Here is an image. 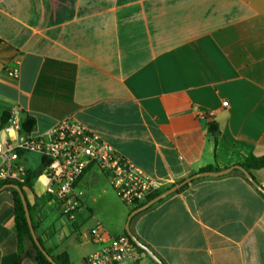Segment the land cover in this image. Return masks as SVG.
I'll return each mask as SVG.
<instances>
[{"label": "crops", "instance_id": "1", "mask_svg": "<svg viewBox=\"0 0 264 264\" xmlns=\"http://www.w3.org/2000/svg\"><path fill=\"white\" fill-rule=\"evenodd\" d=\"M6 111L33 116L31 136L72 116L162 188L264 157V0H0ZM23 165L40 170L42 158L30 153ZM250 174L264 188V168ZM109 185L90 167L72 221L38 179L27 191L53 255L85 264L99 250L90 230L101 216L111 236L126 234L131 210L123 221ZM2 189L0 264H37L32 245L18 252L13 194ZM134 220V236L164 264H264V196L240 170L195 178Z\"/></svg>", "mask_w": 264, "mask_h": 264}, {"label": "built area", "instance_id": "2", "mask_svg": "<svg viewBox=\"0 0 264 264\" xmlns=\"http://www.w3.org/2000/svg\"><path fill=\"white\" fill-rule=\"evenodd\" d=\"M10 75L17 76L16 72ZM207 116L204 112L198 114L201 119ZM21 123L18 116L12 115L3 128L6 137L0 143V182H23L24 157L30 153L40 155L44 171L39 178L45 176L48 180L45 192L71 221L81 207L78 184L92 166H97L110 179L117 196L132 208L163 189L158 180L147 176L110 143L72 116L59 120L47 132L37 136L22 133ZM8 129H15V139L7 135ZM53 164L57 167H52ZM90 238L99 250L87 256L85 264H144L150 259L128 235L111 236L101 222L90 230Z\"/></svg>", "mask_w": 264, "mask_h": 264}, {"label": "trees", "instance_id": "3", "mask_svg": "<svg viewBox=\"0 0 264 264\" xmlns=\"http://www.w3.org/2000/svg\"><path fill=\"white\" fill-rule=\"evenodd\" d=\"M11 116H12L11 112H8V111L1 114V116H0V132L8 124ZM36 126H37L36 119L33 116L26 114L22 120V123H21V132L27 136L31 135V133L35 130ZM209 131L211 132V134H213L215 136L217 131H218V127L216 125H210ZM240 166H242L243 168H245L249 172L262 169V168H264V157L250 156L244 163L240 164ZM213 170H218V169H214L212 167H209V168H206L203 172L213 171ZM43 171H44L43 165H42V168L40 170H32V169L27 168L25 170V176H24L23 182H11V181L0 182V189L2 187H4L5 185L11 184V183L17 184L22 188L23 193L25 194L27 201H28V207L30 210L32 223H33V227H34L35 232H36V226H35L34 218H33L34 207L30 204V202L28 200L27 191L33 190V187H34L37 179L43 173ZM189 183H187L183 187H181L176 193L183 191L186 187H188ZM169 188L170 187H165V188L161 189L160 191L153 193L152 195H150L147 198V200L145 202H143L141 204H137L136 206H134L132 208L130 214H132L135 210L139 209L140 207L145 205L147 202H149L150 200L159 196L160 194H162L163 192H165ZM262 189H263V192H261V193L264 196V188L262 187ZM10 191L13 194L14 203H15L16 236H17V248H18L19 254L24 253L27 249V246L30 244L33 246V248L36 251L35 260H36L37 264H71L70 257H69L67 252H64V253L57 255V256L53 255L52 251L45 247L44 241L38 236L37 237H38L41 245L43 246V250L49 256H51V258L53 259L54 262L50 261L49 258L44 254V252L36 246V243H35L34 238L32 236L30 226H29V223H28V220L26 217V212H25V208H24V204H23L21 195L15 189H10ZM162 201L163 200H161L159 202H162ZM153 206L149 207L148 209L152 208ZM139 214H137V215H139ZM137 215H135L131 218L130 223L133 221V219ZM126 235H128L127 232H126ZM140 250L144 252L143 249L140 248ZM150 260H152V259L150 258ZM152 262L154 264H156L153 260H152Z\"/></svg>", "mask_w": 264, "mask_h": 264}, {"label": "water", "instance_id": "4", "mask_svg": "<svg viewBox=\"0 0 264 264\" xmlns=\"http://www.w3.org/2000/svg\"><path fill=\"white\" fill-rule=\"evenodd\" d=\"M219 135V134H217ZM233 170H240L241 172H243L245 174V176L248 178V180H250V182L260 191L263 192L262 187L255 181V179L253 178V176L250 174L249 171H247L245 168H243L240 165H235L232 166L230 168H227L225 170H221V171H206V172H201L199 174L193 175L187 179H185L184 181L171 186L168 190H166L165 192H163L162 194H160L159 196L155 197L154 199L150 200L149 202H147L145 205H143L142 207H140L139 209L135 210L132 214L129 215L128 218V222H127V226H126V231L129 235V237L133 240V242L141 249H143L147 255L156 263V264H164L154 253L153 251L150 250L149 247H147L145 244H143L137 237L134 236V234L132 233V231L130 230V220L133 216L147 210L149 207L155 205L156 203H158L159 201L167 198L168 196L176 193L181 187H183L185 184L189 183L190 181H192L195 178L198 177H220L223 175H227L229 173H231ZM4 189H15L17 190L22 198L23 204H24V208H25V212H26V217L30 226V230L32 233V236L34 238V241L36 243V246L42 250L44 252V254L49 258L50 261L54 262L53 259L51 258V256H49L44 250H43V246L41 245L37 234L34 230L33 227V223H32V218H31V214H30V210L28 207V201L27 198L25 196V194L23 193L22 188L14 183L11 184H7L3 187L2 190Z\"/></svg>", "mask_w": 264, "mask_h": 264}, {"label": "rangeland", "instance_id": "5", "mask_svg": "<svg viewBox=\"0 0 264 264\" xmlns=\"http://www.w3.org/2000/svg\"><path fill=\"white\" fill-rule=\"evenodd\" d=\"M0 133H3L2 131L0 132ZM34 157V159L35 160H33V162H31L30 163V166L32 167V168H38L39 166H40V162H39V158L37 157V156H33ZM108 191H109V194H111V197H112V201H113V203H114V206L117 208V209H119L118 211H119V213H122L123 212V221H124V219H126V216H127V214H125V213H128L130 210H132V206L131 205H128V204H126V203H124L118 196H117V194H116V192H115V190H114V188L113 187H111L110 185H109V187H108ZM116 209V210H117ZM123 210H125V213H124V211ZM110 218H113L114 219V217H115V215H108ZM115 218H118L117 216L115 217ZM99 219L102 221L101 223L104 225V227L106 228V229H108L107 227H109L108 225H107V221H106V216L105 217H103V216H101V217H99ZM134 222H135V220L134 221H132L131 222V227L134 225ZM94 223H95V221H93V220H89L88 222H87V224H85V225H83L84 227L83 228H91L93 225H94ZM71 239H69V240H67V241H70ZM75 242H77V243H79V239H77V240H75ZM74 244H71V246H73ZM80 253H81V250L79 249V248H73V249H71V251H70V255H71V258H72V261H76V260H78L81 256H80Z\"/></svg>", "mask_w": 264, "mask_h": 264}, {"label": "clouds", "instance_id": "6", "mask_svg": "<svg viewBox=\"0 0 264 264\" xmlns=\"http://www.w3.org/2000/svg\"><path fill=\"white\" fill-rule=\"evenodd\" d=\"M225 105H227V102H225ZM7 135H9L13 139H15L17 133H16L15 129H8ZM3 138H4V134L0 133V143L3 142ZM52 167L56 168L57 165L53 164ZM57 175H59V169L57 170ZM39 179H40V182H42V184L44 185V187H47V184H48L47 177L41 176Z\"/></svg>", "mask_w": 264, "mask_h": 264}]
</instances>
